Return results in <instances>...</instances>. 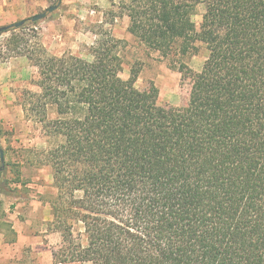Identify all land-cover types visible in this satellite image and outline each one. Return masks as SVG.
Here are the masks:
<instances>
[{"label": "trees", "instance_id": "obj_1", "mask_svg": "<svg viewBox=\"0 0 264 264\" xmlns=\"http://www.w3.org/2000/svg\"><path fill=\"white\" fill-rule=\"evenodd\" d=\"M125 5L128 31L150 49L206 46L182 109L160 105L154 85L135 87L138 70L120 77L109 33L86 60L53 55L38 37L28 44L24 24L4 31L9 56L39 68L27 111L49 144L40 153L57 189L54 262L264 264V0Z\"/></svg>", "mask_w": 264, "mask_h": 264}, {"label": "rangeland", "instance_id": "obj_2", "mask_svg": "<svg viewBox=\"0 0 264 264\" xmlns=\"http://www.w3.org/2000/svg\"><path fill=\"white\" fill-rule=\"evenodd\" d=\"M5 1L7 13L0 15V26L25 20L23 29L16 32L27 39L28 44H32L38 37L53 55L91 60V47L97 38H105L106 33H109L119 41L117 52L121 60L120 77L128 80L132 76L131 70H138L135 87L146 91L150 85H154L158 91V103L169 110H179L186 105L194 75L200 71L208 54L206 46L201 42H195L185 54L172 50L163 55L147 47L127 29L129 18L125 4L129 0H60L55 10L47 12L36 21L30 20L31 16L51 6L49 0ZM210 8L208 2L194 6L191 19L196 28L200 25L202 15ZM9 36V32L0 33V62L12 59L4 45ZM36 70L39 76V68ZM19 85L15 81L13 103L20 105L23 111L26 109L23 119L18 123V135L28 145L13 143V134L6 128V124L0 123V146L5 150L4 171L0 175V218L5 220L9 219L5 209L10 207V202L23 201L27 197L33 200L42 197L49 202L57 195L51 169L42 162L44 159L40 153L47 148L48 141L36 121L35 113L31 115L27 111L34 101L30 95L39 93L40 88H35L33 84L25 87ZM48 116H53V113L48 112ZM26 119L28 122H25ZM20 157H24L25 161H21ZM17 177L20 181L13 182ZM16 210L14 208L12 211ZM17 216L21 218L22 215ZM31 217L32 220H48L47 226L52 219L49 207H36ZM60 243L61 238L57 245L52 244L54 251Z\"/></svg>", "mask_w": 264, "mask_h": 264}, {"label": "crops", "instance_id": "obj_3", "mask_svg": "<svg viewBox=\"0 0 264 264\" xmlns=\"http://www.w3.org/2000/svg\"><path fill=\"white\" fill-rule=\"evenodd\" d=\"M5 6L6 1L2 0L0 15L7 13ZM35 67L37 68L24 56L12 57L11 60L0 62V123L6 124V128L13 134V143L28 145L18 135V123L23 119L25 110L13 103L14 83L15 81L20 83V87L33 84L37 88L36 82L39 76ZM25 122H28V119ZM20 158L21 161H25L24 157ZM9 204L10 207L5 209L9 219L0 218V264H85L54 262V250L51 246L53 243L54 245L59 243V234L47 231L48 220L42 218V220H32L31 217L36 207L50 208L47 199L41 197L33 200L27 197L23 201ZM14 208L17 209L15 212L12 211ZM17 214H21V218Z\"/></svg>", "mask_w": 264, "mask_h": 264}, {"label": "water", "instance_id": "obj_4", "mask_svg": "<svg viewBox=\"0 0 264 264\" xmlns=\"http://www.w3.org/2000/svg\"><path fill=\"white\" fill-rule=\"evenodd\" d=\"M59 3H60V0H58V2L54 5L48 6L42 12H39V13L31 16L30 20L36 21V20L42 19L47 14V12H51V11L55 10L58 7ZM24 22H25V20H19L17 22L12 23V24L2 25V26H0V32H4V31H6L12 27H19ZM3 168H4V152H3V149L0 148V172L2 171Z\"/></svg>", "mask_w": 264, "mask_h": 264}]
</instances>
